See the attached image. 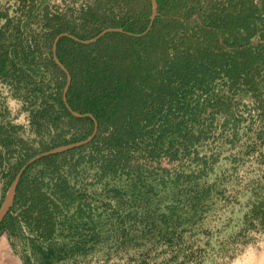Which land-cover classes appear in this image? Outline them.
<instances>
[{
  "label": "rangeland",
  "instance_id": "obj_1",
  "mask_svg": "<svg viewBox=\"0 0 264 264\" xmlns=\"http://www.w3.org/2000/svg\"><path fill=\"white\" fill-rule=\"evenodd\" d=\"M251 2V44L263 62L240 64L231 79L221 61L198 81H178L177 67L198 70L187 68V56L201 62L208 48L220 54L222 32L211 33L212 19L221 25L242 16L240 0L188 2L181 13L192 18L168 45L152 48L148 80L129 89L131 104L142 99L137 91L154 92L142 102L150 113L134 142L105 147L123 114L103 121L93 141L92 115L97 132L87 144L31 168L6 214L15 225L0 231V264H264V0ZM144 9V0H0V209L26 159L95 130L90 118L93 131L81 140L88 117L68 111L66 83L56 87L59 35L51 42V33L88 36L99 19L119 27Z\"/></svg>",
  "mask_w": 264,
  "mask_h": 264
},
{
  "label": "trees",
  "instance_id": "obj_2",
  "mask_svg": "<svg viewBox=\"0 0 264 264\" xmlns=\"http://www.w3.org/2000/svg\"><path fill=\"white\" fill-rule=\"evenodd\" d=\"M144 1L145 9L123 19L119 27H115L113 24L105 25L104 20L99 19L97 21V16H94L93 21L101 23L102 26L92 30L88 36L78 35L77 37L83 41L91 40L110 27L121 28L123 32H109L90 44H81L68 37H62L57 45V57L69 70L72 77L71 85L67 93L69 105L73 110L81 114L89 113L93 115L99 124L98 133L93 141L100 138V129L103 121L111 124L115 116L123 114V120L119 124H112L114 127L110 130L109 142L105 145V147L113 150L122 151L123 144L134 142L142 123L148 119L150 109L146 108L142 102L143 100L147 101L151 99L154 92L140 94L135 89L138 93L135 97L142 99L131 104L130 100L133 99V93L130 90L133 89L137 81L148 80V71L153 61L151 57L152 48L155 46L160 48L162 45H168L173 31L178 32L184 29L182 28L184 22L190 20L193 15L189 13L182 15V7H185L188 2L192 5L199 4V0H156L158 16L151 21L152 3L150 0ZM240 4L242 6V20L239 19L237 22L225 21L221 25H218V22L214 19L211 21V33L216 34L218 31L222 32L223 43L217 42L216 44V48L220 50V54H215V52H212L208 48L200 55L201 62L191 56H187L183 59L186 61L187 68L193 66L198 68V70L193 73L188 69L186 71L184 68L177 67L173 74L176 73V79L178 81L187 82L192 79L198 81L200 79L198 73L203 74L201 78L205 77L204 75L209 74L210 64L216 65L221 61L229 62L226 64L231 66V70H225V72L231 79L235 78L234 76L237 74V70L241 67L239 66L240 64L249 67L263 62L262 55L260 56V53L251 44L254 33L250 29V24L256 20V14L253 12L254 6L251 0H240ZM215 6L216 3L211 8L214 9ZM249 7L250 9H248ZM248 10L253 11L248 12ZM149 26L150 29L147 31ZM168 29L169 31H167ZM239 29L247 31V36L239 38L236 34ZM64 32L63 29L54 30L50 35V41L52 42L56 36ZM224 32L230 34L233 40L232 43L229 44L230 39L224 37ZM228 47L231 49L224 53L223 50L228 49ZM167 60L168 56L165 54L164 61ZM51 65L54 71H56L57 76H62V81L56 84V87L61 92L66 83L65 76L52 60ZM171 69L174 70L172 66ZM234 70L236 71L232 75ZM83 87L86 90L82 92ZM74 94L78 97L79 102L84 101L88 104L89 109L80 111L77 107L78 103L76 105L74 97H72ZM64 112L66 116L76 120L65 108ZM81 121L90 125L89 132L81 138V140H84L93 131V121L90 118H84ZM54 148L56 147H50L47 150ZM36 155L33 154L24 163ZM55 156H48L31 164L21 177L17 187V194L20 195L22 192L28 171L37 164ZM20 168L21 163L12 174V180ZM17 200L18 197L16 198ZM15 222L16 219L10 216L9 213L1 222L0 231L5 228H13Z\"/></svg>",
  "mask_w": 264,
  "mask_h": 264
},
{
  "label": "water",
  "instance_id": "obj_3",
  "mask_svg": "<svg viewBox=\"0 0 264 264\" xmlns=\"http://www.w3.org/2000/svg\"><path fill=\"white\" fill-rule=\"evenodd\" d=\"M151 3H152V16H151V21H153L157 16H158V13H157V9H158V5H157V2L156 0H150ZM151 26V24H150ZM150 26L149 28L147 29V31L150 29ZM109 32H123L121 29H113V28H110V29H106L104 31H102L97 37L91 39V40H87V41H83V40H80L78 39L77 37H74L68 33H63V34H60L54 41L53 43V60L54 62L56 63V65L65 73L66 75V87H65V90H64V100H65V103H66V107L68 109V111L76 118H84V117H88V118H91L94 123H95V130H94V133L93 135L83 141V142H80V143H76V144H73V145H67V146H61V147H58V148H55L53 150H50L48 152H45V153H42L34 158H32L27 164H25L22 169L19 171V173L17 174V176L15 177L10 189H9V192H8V195H7V198L6 200L4 201L1 209H0V224L1 222L3 221L4 217L6 216L7 214V211H8V208L10 206V204L13 202V198H14V195H15V191H16V188H17V185L24 173V171L33 163H35L36 161L42 159V158H45V157H48V156H51V155H55V154H60V153H63L65 151H69L73 148H77V147H80V146H83L85 144H87L96 134L97 132V122L95 121L94 117L90 114H85V115H82V114H79L77 112H75L70 106L69 104L67 103V98H66V95H67V92L69 90V87L71 85V81H72V77H71V74L69 73L68 69L63 65V63L59 60V58L57 57V54H56V51H57V45H58V42L59 40L62 38V37H68L78 43H81V44H90V43H93L95 42L96 40H98L99 38H101L103 35L109 33ZM141 36V35H139Z\"/></svg>",
  "mask_w": 264,
  "mask_h": 264
}]
</instances>
